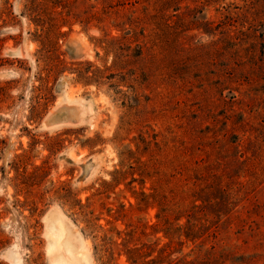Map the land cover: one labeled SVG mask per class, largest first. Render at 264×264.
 Here are the masks:
<instances>
[{
	"label": "rangeland",
	"instance_id": "rangeland-1",
	"mask_svg": "<svg viewBox=\"0 0 264 264\" xmlns=\"http://www.w3.org/2000/svg\"><path fill=\"white\" fill-rule=\"evenodd\" d=\"M68 247L264 264V0H0V264Z\"/></svg>",
	"mask_w": 264,
	"mask_h": 264
},
{
	"label": "bare ground",
	"instance_id": "bare-ground-1",
	"mask_svg": "<svg viewBox=\"0 0 264 264\" xmlns=\"http://www.w3.org/2000/svg\"><path fill=\"white\" fill-rule=\"evenodd\" d=\"M54 235H57L56 232H54ZM69 251L70 258H63V257H55V263L56 264H79L77 261V257L75 256V253L72 251V248H67Z\"/></svg>",
	"mask_w": 264,
	"mask_h": 264
},
{
	"label": "trees",
	"instance_id": "trees-1",
	"mask_svg": "<svg viewBox=\"0 0 264 264\" xmlns=\"http://www.w3.org/2000/svg\"><path fill=\"white\" fill-rule=\"evenodd\" d=\"M33 3V2H32ZM31 11H32V9H31ZM33 12V11H32ZM48 67L50 66V64L49 65H47ZM91 66V65H90ZM48 67H46V69L48 68ZM52 68L53 67H49V69H48V71L50 72L51 70H52ZM87 71H89V70H85V72H87ZM83 74V73H82ZM86 79H89V78H92V77H85Z\"/></svg>",
	"mask_w": 264,
	"mask_h": 264
}]
</instances>
